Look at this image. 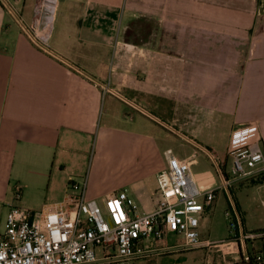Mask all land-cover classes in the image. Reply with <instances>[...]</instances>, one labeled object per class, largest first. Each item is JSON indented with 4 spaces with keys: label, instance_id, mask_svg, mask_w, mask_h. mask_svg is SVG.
<instances>
[{
    "label": "crops",
    "instance_id": "crops-1",
    "mask_svg": "<svg viewBox=\"0 0 264 264\" xmlns=\"http://www.w3.org/2000/svg\"><path fill=\"white\" fill-rule=\"evenodd\" d=\"M0 1V193L11 179L20 189L47 182L50 202L41 209L62 202L72 193L68 182L86 176L87 198L102 202L123 189L139 213L151 212L171 148L160 153L148 133L161 126L145 110L162 103L170 113L188 107L194 121L205 122L194 126L230 115L224 152L211 147L218 158L240 126L255 125L264 146V11L257 0H57L46 44L27 30L38 0ZM59 12L66 24L56 30ZM213 113L219 116L206 118ZM89 156L97 157L92 175ZM115 156L125 163L121 186L96 183V168ZM253 187L260 194L253 205L229 201L246 232L264 229V181ZM246 206L257 225H247ZM263 251L264 237L240 244L243 258ZM208 257L242 264L223 248Z\"/></svg>",
    "mask_w": 264,
    "mask_h": 264
},
{
    "label": "built area",
    "instance_id": "built-area-1",
    "mask_svg": "<svg viewBox=\"0 0 264 264\" xmlns=\"http://www.w3.org/2000/svg\"><path fill=\"white\" fill-rule=\"evenodd\" d=\"M56 1L38 0L27 25L33 39L42 44L50 36ZM260 141L255 125L231 131L226 154L235 179L264 177V146ZM165 155L166 166L156 175L154 208L148 213H139L123 189L108 194L102 205L87 198L86 176L69 181L72 193L57 204L35 211L11 205L0 232V264H124L142 258L168 236L181 239L183 247L223 248L232 262H249L248 254L243 258L240 244L262 238L264 232L235 235L231 214L226 211L230 235L224 240L201 242L200 220L217 189H198L191 171L197 161L196 153L178 158L168 149ZM211 158L222 178L226 175L222 185L226 188L230 182L224 170L226 162L216 155ZM261 206L264 209V200ZM251 257L254 263L264 264V251Z\"/></svg>",
    "mask_w": 264,
    "mask_h": 264
},
{
    "label": "rangeland",
    "instance_id": "rangeland-1",
    "mask_svg": "<svg viewBox=\"0 0 264 264\" xmlns=\"http://www.w3.org/2000/svg\"><path fill=\"white\" fill-rule=\"evenodd\" d=\"M258 8L260 11H264V0H261L258 4ZM64 24H66L64 15L59 12V16L53 25L56 26L57 30L58 27H62ZM131 109L134 108L130 107L129 111H131ZM146 110L145 113L151 116V119L161 126L155 128L153 132L148 133L158 144L160 153L162 154V151L167 147L171 148L172 150H170L175 154L189 155L191 153H196L197 161L192 165L191 171L198 189L201 192L218 189L222 185L223 180L221 175L218 174L216 165L211 158L212 155L218 156V154L213 152L211 147L218 150L219 153L224 152L226 132L223 125L227 124L225 122L232 120V117L228 115L226 117L227 120H224L223 117L218 120L219 123L217 124L212 122L208 125L194 126L205 122H199V120L194 121L195 114L188 112V107L185 105L178 104L175 113H173L172 109L171 113L168 112L169 110L165 103H162L159 107L154 109L146 108ZM218 116L219 114L213 113L206 115V118L208 117L210 118V121H212V119H216ZM175 117H177V120H174ZM170 121H175L174 123L176 125L169 128L170 126L168 125H172ZM191 128L195 131L194 137L191 135ZM164 129L171 132V134L176 133V135L168 136ZM210 142H215V144H200ZM225 155L226 156L223 158L220 157L219 159L220 161L226 162L224 170L228 174L230 182L226 184V188H223V190H217L214 200L209 206V212L203 216L200 221L199 231L201 242L204 240L215 242L228 236V220L225 216V212L227 211V201H233V198L237 197L238 199H243L244 202L247 200V204L251 202L253 205V200L255 201L260 195L256 188H249L259 184L258 182L261 181L260 176H257L254 179L250 177L233 179L235 176L230 172L231 160L227 157V154ZM96 158V156H89L90 161L88 171L91 175L95 167ZM121 160H123V156H115L110 162H101L96 168L95 178L98 180L96 183L110 188L120 187V181L123 179L124 173L123 167L125 165ZM225 177H223V179H226ZM47 179L48 178H46V181ZM263 181H261V183ZM16 193H18L17 199H15ZM49 195L50 193L47 182L36 187L29 186L20 189L16 187L12 179L9 180L8 184L4 187V191L0 193V232L4 230L6 213L11 205H18L27 210H39L43 204L50 202ZM96 202L99 205L103 204V201L100 202V200H97ZM246 208L248 215L251 214L250 208H248V206H246ZM254 222V218L250 216L247 225L251 227L252 225H257ZM260 231L264 232V229H260ZM181 242V239L177 237L168 236L161 244L157 245L151 252L147 253L142 258L129 260L124 264H223V261L215 263L208 257V253L215 250V247L209 248L205 245L183 247L180 246Z\"/></svg>",
    "mask_w": 264,
    "mask_h": 264
},
{
    "label": "trees",
    "instance_id": "trees-1",
    "mask_svg": "<svg viewBox=\"0 0 264 264\" xmlns=\"http://www.w3.org/2000/svg\"><path fill=\"white\" fill-rule=\"evenodd\" d=\"M257 2H258V4H259V3L261 2V0H257ZM3 3H5V2H4V1H3V2L0 1V5H1L2 7H4V6H3ZM263 10H264V8H263ZM260 180L263 181V176H260ZM260 180H259V181H260ZM261 181L258 182V183H261ZM227 211H229L230 214H231V220H232V222L234 223V232H235V235L240 234V233H245L246 230H245V228L243 227V215H242V213L240 212V210H239L237 204L234 203V202H229V201H227ZM228 230H229V226H228ZM258 230L260 231V229L252 230V231H258ZM229 235H230V230H229V234H228V236H229ZM245 242H246V241H245ZM248 259H249V262H251L252 264H256V263L253 262L252 257H251L250 254H248Z\"/></svg>",
    "mask_w": 264,
    "mask_h": 264
},
{
    "label": "water",
    "instance_id": "water-1",
    "mask_svg": "<svg viewBox=\"0 0 264 264\" xmlns=\"http://www.w3.org/2000/svg\"><path fill=\"white\" fill-rule=\"evenodd\" d=\"M242 264H252L251 262L242 261Z\"/></svg>",
    "mask_w": 264,
    "mask_h": 264
}]
</instances>
